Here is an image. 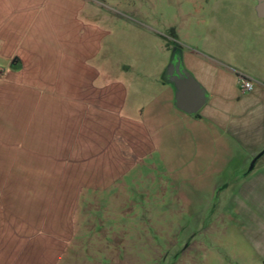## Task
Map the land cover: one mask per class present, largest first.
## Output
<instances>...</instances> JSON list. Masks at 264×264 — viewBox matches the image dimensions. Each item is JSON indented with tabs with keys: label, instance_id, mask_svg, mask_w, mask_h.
<instances>
[{
	"label": "crops",
	"instance_id": "1",
	"mask_svg": "<svg viewBox=\"0 0 264 264\" xmlns=\"http://www.w3.org/2000/svg\"><path fill=\"white\" fill-rule=\"evenodd\" d=\"M110 7L0 0V256L10 262L39 245L53 214L69 219L56 234L69 239L79 201L117 198L111 191L122 172L157 152L147 170H159L183 202L200 201L202 212L228 180L227 210L255 254L245 261L264 264L260 0L183 5V40L176 26L157 37L134 5ZM112 29L135 41L122 43ZM177 59L206 94L194 114L175 105L167 72ZM240 74L253 81L251 91L240 92ZM43 119L53 123L47 134ZM58 121L65 125L54 131ZM28 251L25 264H38L39 250Z\"/></svg>",
	"mask_w": 264,
	"mask_h": 264
},
{
	"label": "rangeland",
	"instance_id": "2",
	"mask_svg": "<svg viewBox=\"0 0 264 264\" xmlns=\"http://www.w3.org/2000/svg\"><path fill=\"white\" fill-rule=\"evenodd\" d=\"M96 1L108 3L110 8L116 4L134 5L138 19L153 26L157 37L164 39L176 26L183 40V5L191 6L196 0ZM112 30L124 44L135 41L121 29ZM115 51L119 56L123 54V48ZM159 56L157 51L156 62ZM52 125L43 119V133L47 134ZM63 125L65 122L58 121L54 131H60ZM139 157L145 164L124 170L118 185L112 187L111 192L119 194L117 198L105 194L106 201L77 203L79 214L69 239L61 241L56 235L69 219L53 214L44 222L48 232L38 234L39 245L27 244L23 255L10 262L0 256V264H25L23 258L34 246L39 250L38 264H252L245 261L255 258L251 241L227 210V192L231 189L228 180L218 185L202 212L200 201L183 202L174 185L162 181L164 175L159 170H147L148 163H158L157 152L141 153Z\"/></svg>",
	"mask_w": 264,
	"mask_h": 264
},
{
	"label": "water",
	"instance_id": "3",
	"mask_svg": "<svg viewBox=\"0 0 264 264\" xmlns=\"http://www.w3.org/2000/svg\"><path fill=\"white\" fill-rule=\"evenodd\" d=\"M260 8L264 14V0H260ZM167 74L169 81L176 89V107L189 114L196 113L206 100V94L201 85L181 66L178 59L170 64ZM254 160L255 158L251 161L249 168L252 167Z\"/></svg>",
	"mask_w": 264,
	"mask_h": 264
},
{
	"label": "built area",
	"instance_id": "4",
	"mask_svg": "<svg viewBox=\"0 0 264 264\" xmlns=\"http://www.w3.org/2000/svg\"><path fill=\"white\" fill-rule=\"evenodd\" d=\"M3 74V69L0 67V75ZM238 88L241 93L249 92L253 88V81L245 75H238L237 77Z\"/></svg>",
	"mask_w": 264,
	"mask_h": 264
}]
</instances>
